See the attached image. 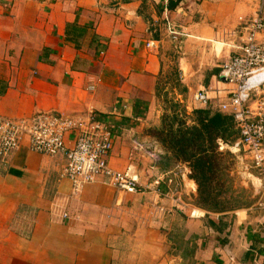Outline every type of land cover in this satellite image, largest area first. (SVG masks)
<instances>
[{"label": "crops", "instance_id": "0c3cea01", "mask_svg": "<svg viewBox=\"0 0 264 264\" xmlns=\"http://www.w3.org/2000/svg\"><path fill=\"white\" fill-rule=\"evenodd\" d=\"M167 3L0 0V117L56 111L107 121L115 134L110 166L141 183L138 192H121L100 176L75 191L63 175L65 155L52 158L23 142L0 161V264H189L170 239L178 230L196 243L193 264H264L258 203L230 219L197 207L188 163L163 168L164 150L147 133L160 123L157 85L178 40L194 49L179 60L185 92L168 79L169 94L187 115L204 107L193 100L202 88L210 89L212 109L227 100L222 65L241 51L261 0H182L175 9ZM203 48L221 63L201 66ZM75 137L68 134L66 144ZM240 183L258 198L257 181Z\"/></svg>", "mask_w": 264, "mask_h": 264}, {"label": "built area", "instance_id": "2783aa9c", "mask_svg": "<svg viewBox=\"0 0 264 264\" xmlns=\"http://www.w3.org/2000/svg\"><path fill=\"white\" fill-rule=\"evenodd\" d=\"M152 45L153 42L148 43ZM240 50L222 65L221 76L229 88L228 98L220 107L233 114L242 137L232 145L222 140L219 144L221 150L234 153L233 172L240 181L253 184L257 181L264 195V0L248 21V32ZM193 100L207 106L211 100L210 89L196 91ZM68 134L76 136L72 147L66 144ZM114 138L113 126L95 116L85 120L63 112L46 111L29 119L0 117V161H5L26 141L31 151L52 158L66 156L63 175L75 191L101 176L121 192H138L141 183L137 175L116 170L109 164ZM136 145L144 148L140 143ZM148 152L159 159L158 155ZM154 185L159 186V181Z\"/></svg>", "mask_w": 264, "mask_h": 264}, {"label": "trees", "instance_id": "16d2710c", "mask_svg": "<svg viewBox=\"0 0 264 264\" xmlns=\"http://www.w3.org/2000/svg\"><path fill=\"white\" fill-rule=\"evenodd\" d=\"M181 1L168 0L166 6L168 9H175ZM172 69L177 75L176 63ZM168 79L171 84L174 82L173 87L183 86L177 76L175 81L171 75ZM160 90V85H157L158 96H161ZM163 102L164 112L160 123L147 128V133L164 150L162 167L188 163L189 176L197 184L193 203L207 212L221 213L230 219L233 217L230 214L235 210L252 206L256 197L252 196L251 191L244 186L236 189L232 185L235 176L228 170L232 163L235 167L234 153L229 149H220V140L232 145L242 137L241 128L233 114L221 107L212 109L208 104L193 108L192 114L187 115L186 108L183 110L181 102L170 97L169 92L165 93ZM209 224L218 228L213 219H209ZM170 239L176 244L177 251L183 255L185 262L189 260V264H193L197 249L194 239H184L181 230L171 233Z\"/></svg>", "mask_w": 264, "mask_h": 264}, {"label": "rangeland", "instance_id": "374dc122", "mask_svg": "<svg viewBox=\"0 0 264 264\" xmlns=\"http://www.w3.org/2000/svg\"><path fill=\"white\" fill-rule=\"evenodd\" d=\"M176 44H173V45H175L174 47H173V52H172V54H171V56H167L166 55V58H165V63H164V65H165V68H164V73L162 74V76L159 78V85H160V87H161V90H160V94H161V97H162V100H164V96H165V93H167V92H170L172 89V87H173V84H174V82L172 81V87L171 86H169V84H165V83H169V80H168V77H169V68H167V66L168 65H173V64H177V65H179V60H180V57H181V55L182 54H186V55H188V53H192V51H193V46H189V44H188V46L186 45V41H184V40H178L177 42H175ZM199 53H201V59H200V61H201V66L202 65H205V63H206V65H209V66H211V67H213L214 65H218V64H220L221 62L220 61H216V62H214V60H213V57L214 56H211V57H209L207 54L209 53V54H211V55H213V53H212V51L210 50V49H204L203 48V52L201 51H198ZM204 53V54H203ZM206 54V55H205ZM204 57V58H203ZM203 62H204V64H203ZM173 67V66H172ZM166 69H168V70H166ZM172 71V69H170V74L172 73L171 72ZM209 74V72L208 71H206V73H205V75H208ZM175 77H176V75H175V73L173 72L172 73V78H173V80L175 79ZM175 81V80H174ZM201 81H203V79L202 80H200V82L199 83H201ZM166 87H168V89L167 90H164V88H166ZM177 91H180V92H182L183 93V91H184V87L183 86H181V87H179V86H177V87H174ZM185 92V91H184ZM169 96L170 97H174L175 95L172 93V94H169ZM188 96L189 95H187V98H188ZM180 105H181V108L184 110V108H185V105L184 104H181L180 103ZM163 106H164V103H163ZM163 110H164V107H163ZM164 112V111H163ZM234 164L232 163L231 164V166L229 167V173L231 174V170H233L234 168ZM232 175V174H231ZM232 185L237 189L239 186H244V185H242L241 183H240V180L235 176V178H234V182H232ZM245 187V186H244ZM247 189H249L250 191H251V193H252V196L253 197H255L254 196V193H255V188L251 185V186H249V187H246ZM256 203H258V204H256V203H254V205L256 206V208H258V210L260 211H262V214H264V195H263V193L262 192H259V194H258V198L256 199V201H255ZM253 206V205H252ZM242 240H244L245 241V237H242L241 238V241ZM233 249L231 248L229 251L231 252ZM210 255H213L212 253H209Z\"/></svg>", "mask_w": 264, "mask_h": 264}, {"label": "water", "instance_id": "95a60500", "mask_svg": "<svg viewBox=\"0 0 264 264\" xmlns=\"http://www.w3.org/2000/svg\"><path fill=\"white\" fill-rule=\"evenodd\" d=\"M222 79H224V77H222Z\"/></svg>", "mask_w": 264, "mask_h": 264}]
</instances>
